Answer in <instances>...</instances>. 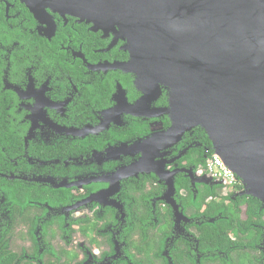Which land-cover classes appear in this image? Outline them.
I'll return each mask as SVG.
<instances>
[{"label":"flooded vegetation","instance_id":"obj_1","mask_svg":"<svg viewBox=\"0 0 264 264\" xmlns=\"http://www.w3.org/2000/svg\"><path fill=\"white\" fill-rule=\"evenodd\" d=\"M96 4L0 0V264H264V214L255 242L201 245L183 184L251 195L212 176L197 127L140 150L172 124L170 89Z\"/></svg>","mask_w":264,"mask_h":264},{"label":"water","instance_id":"obj_2","mask_svg":"<svg viewBox=\"0 0 264 264\" xmlns=\"http://www.w3.org/2000/svg\"><path fill=\"white\" fill-rule=\"evenodd\" d=\"M96 3L108 23L121 26L155 83L170 89L172 124L139 142L140 150L152 154L201 127L215 156L242 180V194L264 202V0Z\"/></svg>","mask_w":264,"mask_h":264},{"label":"trees","instance_id":"obj_3","mask_svg":"<svg viewBox=\"0 0 264 264\" xmlns=\"http://www.w3.org/2000/svg\"><path fill=\"white\" fill-rule=\"evenodd\" d=\"M196 132L200 135L203 142L211 144L206 131L197 127ZM206 164V163H205ZM187 192V197L183 198L184 210L191 212L195 217H201L197 229L199 230V239L201 245L205 246H219L227 247L228 245H238V241L232 242L229 237V232L233 233L237 238L242 241L245 233L250 232L249 237L252 236V242H255L256 236L254 233L261 231L256 224H261L262 215L264 214V202L253 196H238L236 201L232 203L219 202L215 199L218 194L217 188L206 187L198 192L195 196L190 189L189 184H183ZM242 185L239 187L241 188ZM214 199H210V197ZM247 203V218L242 217L241 207L242 204ZM184 211V212H185ZM205 217V218H204ZM212 218H214L212 220ZM220 232H226L219 236ZM243 235V236H241ZM243 242V241H242Z\"/></svg>","mask_w":264,"mask_h":264},{"label":"built area","instance_id":"obj_4","mask_svg":"<svg viewBox=\"0 0 264 264\" xmlns=\"http://www.w3.org/2000/svg\"><path fill=\"white\" fill-rule=\"evenodd\" d=\"M212 176L218 180H225L227 185L233 186L237 183L238 176L225 165L222 158L215 156L207 165Z\"/></svg>","mask_w":264,"mask_h":264}]
</instances>
